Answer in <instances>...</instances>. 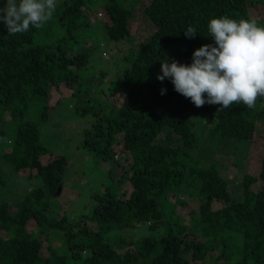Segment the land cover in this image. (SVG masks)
I'll return each instance as SVG.
<instances>
[{"label": "trees", "instance_id": "1", "mask_svg": "<svg viewBox=\"0 0 264 264\" xmlns=\"http://www.w3.org/2000/svg\"><path fill=\"white\" fill-rule=\"evenodd\" d=\"M38 1L0 0V187L8 184L3 168L37 179L14 201L0 196V264H264V147L240 197L214 159L232 155L237 164L264 125V74L245 71L258 44L250 9L264 0H63L53 16L70 39L101 3L107 38L131 44L95 104L83 86L97 81L79 73L91 47L70 48L68 35L35 44L46 9ZM136 8L153 26L138 44ZM251 81L260 91L253 96L243 92ZM60 86L80 93L71 112L95 116L81 149L101 184L87 196L90 212L74 217L58 197L77 164L50 151L39 128L55 114ZM33 108L39 122L28 118ZM180 206L190 207L189 220ZM145 227L156 236L116 238ZM52 234L64 244L44 257Z\"/></svg>", "mask_w": 264, "mask_h": 264}, {"label": "rangeland", "instance_id": "2", "mask_svg": "<svg viewBox=\"0 0 264 264\" xmlns=\"http://www.w3.org/2000/svg\"><path fill=\"white\" fill-rule=\"evenodd\" d=\"M144 1L145 0L142 2ZM62 2L63 0L38 1V3L45 5L46 9L44 14L42 13L43 21L38 29L35 44L54 43L67 35L70 39L71 36L69 30H67L69 27L67 25L64 26L60 23L58 17L53 16V10L61 5ZM95 7L96 13L91 20V25L77 30V32L73 33V37L68 40L70 48L72 47L75 50H84L91 47L92 56L90 63L87 68L81 70L79 73L80 77L84 80L90 78L88 83L93 82L94 80L97 81L98 85L94 82V84L92 83L93 85L89 84L88 88L96 85L97 88L99 87L98 90L100 92H98V90L89 92L88 88L85 89L87 85L83 86V92L86 91L87 96L94 100L92 104L100 101L99 96H103L104 91L108 92L109 83L113 78L117 79V76H119L120 69L117 68V62L120 57H123L128 53L131 45L127 40L117 43L107 38L103 25V19L106 18L103 12V7L101 3H97V6ZM137 8L133 20L131 21V31L134 37L133 43L135 42V44L143 42L150 35L152 31L151 27H153L151 22L144 16V13ZM250 13L253 18V25L258 44L250 55V60L245 71L247 74L254 72L264 74V5L259 3L256 6L251 7ZM102 44H105V48L101 46ZM104 52L108 53L105 57L106 59L103 57ZM104 72L106 73L105 76ZM257 90L258 84L252 81L243 88V92L245 94H250L251 96L260 92H257ZM73 93L74 89L67 86L53 88L51 95V111L54 110V107H57L54 111L56 118L54 117L55 114H51L50 117L52 118L39 124L41 142L54 154L60 153L69 158H73L74 162L77 164L75 167L71 168L72 174L66 177L64 187L58 197V200L63 205V209L70 213L71 217L90 212L91 205L87 196H90L95 192L93 190L101 184L96 180L95 171H91L89 167H87L88 161L91 159L90 156L87 154L86 150L81 149V145L83 144L82 131L89 127L95 119L93 109L92 112L86 116L71 112L80 96L79 93L74 97L72 96ZM60 100L62 101L61 104H59ZM258 104H261V108L264 109V93L260 97ZM39 115V109L33 108L29 110L28 118L35 122H39ZM201 121L202 124L200 123V125L203 129L205 127V119L202 118ZM262 124L260 123L258 125V135L253 141V147L250 152L247 151L244 159L237 158V164L235 157L232 155L227 156L224 154H215L214 156L215 160L221 162V164L226 167L223 172L228 177L232 191L237 197H240L242 191L241 178L245 174L257 175L259 173L260 154L264 147V125ZM217 148L220 149L218 145H214L216 151L218 150ZM1 164L2 163L0 162V165ZM3 170L5 171V174L8 175V184L6 185L7 188L0 187V196L5 200L14 201L18 199L25 194V191L31 187V184L37 182V179H33L31 182L27 180L26 176L30 175V172L28 171L19 172L20 178H18L13 169L3 168ZM217 206L218 208H221V205L218 204ZM189 210L190 207H179V212L184 215L187 220L190 219ZM34 227V225H30V229H33ZM122 234L123 233H119V235H116V238L119 236H125L127 241H138L148 235L156 236L147 227L143 228V230H139L138 228L136 230L127 229L126 233L124 231V234ZM49 237L47 243H45V247L41 251L44 257L50 256L51 246L53 248L62 247L64 244V239L59 234H52ZM234 246L238 252L240 246L237 243H235Z\"/></svg>", "mask_w": 264, "mask_h": 264}]
</instances>
